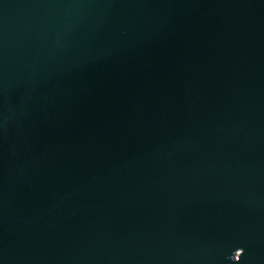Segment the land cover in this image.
<instances>
[{"label":"water","instance_id":"1","mask_svg":"<svg viewBox=\"0 0 264 264\" xmlns=\"http://www.w3.org/2000/svg\"><path fill=\"white\" fill-rule=\"evenodd\" d=\"M0 264H264V0H0Z\"/></svg>","mask_w":264,"mask_h":264}]
</instances>
